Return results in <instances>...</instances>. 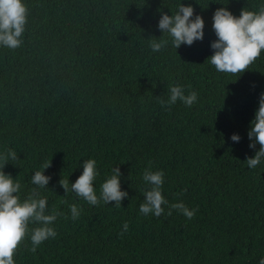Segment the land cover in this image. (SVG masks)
<instances>
[{
	"label": "trees",
	"instance_id": "obj_1",
	"mask_svg": "<svg viewBox=\"0 0 264 264\" xmlns=\"http://www.w3.org/2000/svg\"><path fill=\"white\" fill-rule=\"evenodd\" d=\"M29 9L23 45L0 46V153L14 150L4 172L27 198L36 171L51 180L39 189L64 213L58 235L35 254L30 237L15 264H259L264 258V160L249 169L248 132L264 93V51L246 72L226 74L207 61L217 37L214 12H258L264 0H22ZM191 5L205 22L204 39L175 49L158 28L161 13ZM162 36V37H161ZM153 37L167 39L153 52ZM198 94L191 107L170 108V86ZM237 134L240 141L233 142ZM97 162V195L114 167L121 190L115 202L89 205L65 195L60 179L75 183L85 160ZM164 172L160 217L139 206L148 186L143 172ZM186 189V191H184ZM66 201V203H64ZM198 209L193 219L169 206ZM82 211L72 220L69 205ZM129 229L123 236V224ZM38 225L32 224L34 228Z\"/></svg>",
	"mask_w": 264,
	"mask_h": 264
},
{
	"label": "clouds",
	"instance_id": "obj_2",
	"mask_svg": "<svg viewBox=\"0 0 264 264\" xmlns=\"http://www.w3.org/2000/svg\"><path fill=\"white\" fill-rule=\"evenodd\" d=\"M28 15L29 9L22 0H0V46L15 50L23 45ZM212 20L217 39L211 43L214 54L207 61L221 73L236 75L246 72L264 51V7L258 12L244 8L238 17L227 7H221L214 12ZM158 28L163 34L167 33L171 37L172 46L179 49L182 45L192 46L196 41H203L205 22L202 16L195 14L191 5L181 4L171 16L161 13ZM161 37L151 39L150 47L153 52L167 47L169 41ZM197 99L198 94L195 91L185 95L184 88L175 85L170 86L167 101L158 98V102L165 108H170L177 101L191 107ZM248 138L253 141L249 144L250 148L255 149L257 144L260 146L254 158L246 160L248 168L255 169L264 160V93L260 95L259 107L255 119L251 122ZM240 139L237 134L231 136L233 142L238 143ZM17 159L18 155L12 149L0 153V264H15L14 256L29 237V251L35 254L42 243L57 237L58 233L52 225L58 217L68 218L57 209L48 214V200L39 192V189L47 188L51 180L50 176L44 174L45 170L51 167V162L43 164V171L34 173L31 183L36 187L31 189L26 199L21 200L18 195L21 191L20 182L4 172L9 161ZM82 168L83 172L75 183L70 184L69 179H60L59 184L65 195L69 192L75 193L92 206H98L101 202L105 205L115 202V207L120 208L122 201L128 197V193L121 190L123 174L120 168L112 169L111 176L102 183L99 195L94 187V182L99 176L96 160H85ZM143 181L148 190L144 192L145 199L140 204L139 211L144 216L154 214L158 218L165 212L162 206L168 205L162 195L164 172L152 171L149 164L143 172ZM69 209L71 219H79L82 209L76 204L69 205ZM173 210L182 213L189 220L193 219L198 211L189 209L183 202L171 204L167 215L171 216ZM32 224L38 226L32 228ZM128 229L129 225L125 222L120 235L123 236ZM259 264H264V258Z\"/></svg>",
	"mask_w": 264,
	"mask_h": 264
}]
</instances>
